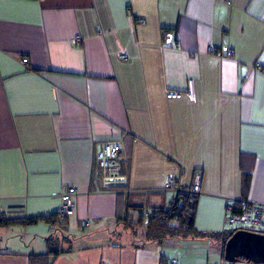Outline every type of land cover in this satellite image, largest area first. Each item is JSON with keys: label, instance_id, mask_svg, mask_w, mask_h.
I'll use <instances>...</instances> for the list:
<instances>
[{"label": "crops", "instance_id": "1", "mask_svg": "<svg viewBox=\"0 0 264 264\" xmlns=\"http://www.w3.org/2000/svg\"><path fill=\"white\" fill-rule=\"evenodd\" d=\"M189 79L194 100L166 98ZM119 139L125 184L95 191V152ZM243 169L264 206V0H0V210L57 214L76 190L64 220L0 227V264H29L48 237L64 251L47 264H219ZM195 174L197 234L146 240L165 177Z\"/></svg>", "mask_w": 264, "mask_h": 264}, {"label": "built area", "instance_id": "2", "mask_svg": "<svg viewBox=\"0 0 264 264\" xmlns=\"http://www.w3.org/2000/svg\"><path fill=\"white\" fill-rule=\"evenodd\" d=\"M74 43L80 42V37L77 36L73 39ZM172 47H177L176 43H172ZM213 53V49L209 48ZM230 54V51H227ZM120 59H126L127 55L120 54ZM27 59H22V63H26ZM253 69L257 72L262 71V67L256 64ZM165 96L168 99H180L185 96L189 100H194L193 80L187 81V87L184 91L179 90H166ZM122 154V140L106 141L100 145L96 150L94 156V166L92 171L91 182L95 187V191L103 189L116 188L125 184V176L122 175L119 166V159ZM201 181L198 174H195L192 183L188 186H181L178 181L172 176L167 175L163 182V191H170L174 194L172 200L167 203L166 207L172 205L176 200L181 201V197H187V203H192L193 198L199 195ZM75 188L65 187L59 195L60 206L57 214L61 217H70L74 214L73 198L75 196ZM0 217H5V214L0 210ZM82 226H88L89 221L84 219L81 222ZM223 227L227 233H234L237 230H246L255 233L264 234V231L258 228L264 227V206L258 205L248 201L246 198L240 199L235 205L227 204L226 215L223 220ZM220 263H225L224 259ZM102 264V263H101ZM163 264H175V259L165 261Z\"/></svg>", "mask_w": 264, "mask_h": 264}, {"label": "trees", "instance_id": "3", "mask_svg": "<svg viewBox=\"0 0 264 264\" xmlns=\"http://www.w3.org/2000/svg\"><path fill=\"white\" fill-rule=\"evenodd\" d=\"M250 184V171L243 169L241 176V193L243 195L242 199L245 198ZM122 187V186H120ZM119 188V187H116ZM122 193V192H121ZM198 195H196L192 203H187L183 199L187 197H181L180 200H176L169 207H165L160 210H144L140 211V215L143 218V224L145 226V239L150 241L162 242L166 236H179L192 234L195 235L197 232L194 230V210ZM65 217H61L58 214L41 216V217H31L25 219H8L5 217H0V227L12 225V224H23L30 225L36 223L38 220H43L48 224H53L55 220H64ZM175 220L178 223L177 227L169 226V222ZM210 237L216 236L215 234L209 235ZM230 233L226 234L224 243ZM46 252L41 254L30 255L29 264H47L48 255H58L62 253V250L57 242V240L51 237L45 239ZM223 259V253L222 258ZM220 259V260H221ZM240 262H245L241 260ZM221 264V263H219ZM223 264H236V263H223Z\"/></svg>", "mask_w": 264, "mask_h": 264}, {"label": "water", "instance_id": "4", "mask_svg": "<svg viewBox=\"0 0 264 264\" xmlns=\"http://www.w3.org/2000/svg\"><path fill=\"white\" fill-rule=\"evenodd\" d=\"M223 259L227 263L244 260L251 264H264V234L237 230L223 245Z\"/></svg>", "mask_w": 264, "mask_h": 264}, {"label": "rangeland", "instance_id": "5", "mask_svg": "<svg viewBox=\"0 0 264 264\" xmlns=\"http://www.w3.org/2000/svg\"><path fill=\"white\" fill-rule=\"evenodd\" d=\"M258 229L264 231V227H260ZM9 235L13 236V233H10Z\"/></svg>", "mask_w": 264, "mask_h": 264}, {"label": "bare ground", "instance_id": "6", "mask_svg": "<svg viewBox=\"0 0 264 264\" xmlns=\"http://www.w3.org/2000/svg\"><path fill=\"white\" fill-rule=\"evenodd\" d=\"M231 52V51H230ZM229 56V55H228Z\"/></svg>", "mask_w": 264, "mask_h": 264}]
</instances>
